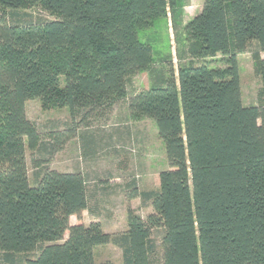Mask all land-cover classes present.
<instances>
[{
	"label": "trees",
	"instance_id": "obj_1",
	"mask_svg": "<svg viewBox=\"0 0 264 264\" xmlns=\"http://www.w3.org/2000/svg\"><path fill=\"white\" fill-rule=\"evenodd\" d=\"M183 0H0V258L38 251L26 264H96L94 247L115 243L123 264H154V230H162L160 264H264V102L242 98L238 55L256 41L264 52V0H204L177 47L155 67L140 30L171 14L176 42ZM40 8L54 19L33 17ZM222 55L221 66L213 58ZM264 75V60L255 55ZM186 59H189L186 62ZM185 61V62H182ZM165 65V66H164ZM147 70L151 85L128 97V82ZM91 112L128 98L131 114L152 119L169 167L146 218L127 210L118 236L89 209L81 171L45 169L31 184L27 150L40 167L76 135L74 126L45 138L26 112ZM51 139V140H50ZM79 220L71 224V217Z\"/></svg>",
	"mask_w": 264,
	"mask_h": 264
},
{
	"label": "rangeland",
	"instance_id": "obj_2",
	"mask_svg": "<svg viewBox=\"0 0 264 264\" xmlns=\"http://www.w3.org/2000/svg\"><path fill=\"white\" fill-rule=\"evenodd\" d=\"M203 2L204 0H183L184 6L177 27L179 42L175 40L170 13L167 18H158L152 27L139 31L140 40L149 41L153 46L155 67L163 66L161 58L171 51L177 74V47L184 40L183 27L200 12ZM24 12L35 18H55L36 7L27 8ZM1 14L0 9V16ZM255 55L264 60V52L254 40L248 44L245 52L238 55L242 98L246 105L264 102V75L258 69ZM222 58V55L213 58V66H221ZM150 85L147 70L136 73L128 82V97ZM26 112L45 138H49L48 132L52 130L64 131L69 126L76 128V135L62 149L52 154L47 162H41L43 165L40 167L34 162L35 155L27 150L31 184L36 183L45 169L83 172L88 185L89 209L83 212L81 220L84 224L99 221L104 231L113 236L126 231L129 207L144 218L154 212L150 201L144 202L140 197L130 199L128 196L133 184L139 191L159 188V174L169 167L165 144L152 119L138 118L131 114L128 98L121 99L111 107L104 106L91 112L79 109L76 116L67 107L45 109L39 98H33L26 102ZM78 220L75 215L72 216L71 224H76ZM161 236L162 230L153 231L157 244L154 264H160ZM37 253L38 251L18 254L15 256V264H26V259ZM94 257L96 264H123L122 249L113 242L95 246ZM0 264H3L1 258Z\"/></svg>",
	"mask_w": 264,
	"mask_h": 264
},
{
	"label": "crops",
	"instance_id": "obj_3",
	"mask_svg": "<svg viewBox=\"0 0 264 264\" xmlns=\"http://www.w3.org/2000/svg\"><path fill=\"white\" fill-rule=\"evenodd\" d=\"M85 212V211H84Z\"/></svg>",
	"mask_w": 264,
	"mask_h": 264
}]
</instances>
